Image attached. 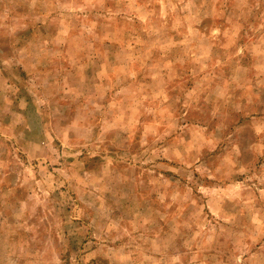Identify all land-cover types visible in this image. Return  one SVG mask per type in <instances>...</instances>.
<instances>
[{"label": "rangeland", "instance_id": "obj_1", "mask_svg": "<svg viewBox=\"0 0 264 264\" xmlns=\"http://www.w3.org/2000/svg\"><path fill=\"white\" fill-rule=\"evenodd\" d=\"M0 264H264V0H0Z\"/></svg>", "mask_w": 264, "mask_h": 264}]
</instances>
